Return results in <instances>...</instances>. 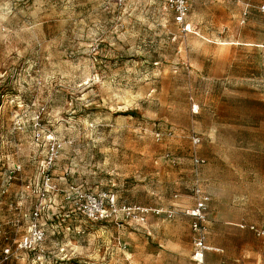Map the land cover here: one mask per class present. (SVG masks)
Here are the masks:
<instances>
[{"label": "rangeland", "instance_id": "374dc122", "mask_svg": "<svg viewBox=\"0 0 264 264\" xmlns=\"http://www.w3.org/2000/svg\"><path fill=\"white\" fill-rule=\"evenodd\" d=\"M187 22L185 34L164 0H0V264H132L115 241L129 229L66 219L62 193L44 204L43 252L17 250L53 141L60 189L166 210L198 134L211 189L214 133L236 98L264 95V0H192Z\"/></svg>", "mask_w": 264, "mask_h": 264}, {"label": "crops", "instance_id": "0c3cea01", "mask_svg": "<svg viewBox=\"0 0 264 264\" xmlns=\"http://www.w3.org/2000/svg\"><path fill=\"white\" fill-rule=\"evenodd\" d=\"M239 98L235 101V112L230 106L227 130L219 128L212 138L211 189L210 181L205 177V170L209 165L206 162L210 160L198 155L197 149L201 143L196 149L198 157L206 164L198 167L200 174L197 169V175L203 192L209 198L206 243L210 250L206 253L207 264H264V235L257 236L250 230L253 226L264 232V111L248 110L250 105L264 109V95L251 94L245 95L243 100ZM240 108H244V112ZM195 135L201 140L198 134ZM222 145L227 146V151L221 152ZM190 158L192 169L184 170L183 174L169 180V186L175 193L167 206L176 209L179 214L170 220L164 216L148 215L145 224L128 222L116 227L119 231L129 229L119 232L115 241L119 250H123L130 257L132 264H195L192 220L181 214L182 211L194 207L192 184L196 177L192 154ZM175 159L178 164L179 159ZM78 187L83 188L82 185ZM70 188L72 187L66 189ZM115 197L119 207L138 206L121 204L116 195ZM50 202L54 203V200L50 199ZM63 204L61 209L68 212H63V215L71 220L76 216L74 209L64 200ZM33 212L34 209L28 215V225ZM41 222L48 238L49 228L46 227L47 222H44L43 216ZM230 227H234L235 232L227 233L226 230ZM55 234L59 232H54ZM220 240H227L229 243H218ZM242 240L252 244L240 245L238 242ZM254 242H260L263 246L260 252L255 250Z\"/></svg>", "mask_w": 264, "mask_h": 264}, {"label": "built area", "instance_id": "2783aa9c", "mask_svg": "<svg viewBox=\"0 0 264 264\" xmlns=\"http://www.w3.org/2000/svg\"><path fill=\"white\" fill-rule=\"evenodd\" d=\"M113 2L121 7L124 6L126 0H113ZM165 8L173 15V22L181 28L182 33H191L192 26L187 22L190 13V0H165ZM197 113V110L196 112ZM171 135V132H167ZM164 136L163 133L157 132L155 137L159 141ZM201 140L197 135L191 137L192 145V164L195 170V179L192 184V193L194 199V207L181 212V214L191 218V233L193 256L195 264H207L206 253L210 250L207 246L206 239L208 234V196L203 192L200 179L197 175V169L205 163L196 153L197 147ZM61 144L57 141L50 143L48 152L41 166V189L38 195L39 205L34 209L31 215V222L28 225L26 234L19 240L17 250L25 252H43V245L47 239L46 231L41 222V216L47 198L57 193L63 194L65 203L70 204L74 212L81 218L92 223L113 224L121 227L123 223L135 222L145 224L148 215L164 216L170 220L180 212L170 207L166 210L162 208H144L140 206L119 207L116 197L112 193L99 192L92 193L81 187H73L68 190L60 189L52 182L51 171L54 167L56 158L61 150ZM165 159L175 165L177 160L170 154H165ZM250 230L257 236H263L264 232L256 230L251 226ZM10 249L3 251V261L12 257Z\"/></svg>", "mask_w": 264, "mask_h": 264}, {"label": "trees", "instance_id": "16d2710c", "mask_svg": "<svg viewBox=\"0 0 264 264\" xmlns=\"http://www.w3.org/2000/svg\"><path fill=\"white\" fill-rule=\"evenodd\" d=\"M130 115H133V114H130Z\"/></svg>", "mask_w": 264, "mask_h": 264}]
</instances>
